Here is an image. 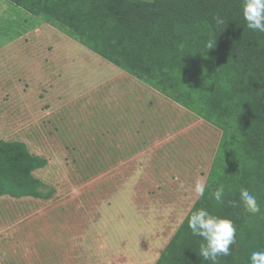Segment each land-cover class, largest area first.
I'll return each mask as SVG.
<instances>
[{"label": "rangeland", "instance_id": "rangeland-1", "mask_svg": "<svg viewBox=\"0 0 264 264\" xmlns=\"http://www.w3.org/2000/svg\"><path fill=\"white\" fill-rule=\"evenodd\" d=\"M22 18L30 21L32 14L0 0V31L18 35L15 21ZM10 21L13 26L7 28ZM70 63L62 62L68 90L54 113L39 111L57 103L56 95L47 101L48 92L33 91L39 99L34 101L30 91L20 98L18 92L11 97L10 91H0V139L24 141L47 159L35 171L43 181L42 197L0 195V264H154L197 202V179L207 184L215 163L226 160L230 169L234 152L227 140L223 143L224 130L201 114L195 98L189 102L185 88L167 92L108 63L100 69L87 62L70 68ZM4 70L1 66L0 73ZM20 103L16 120L8 106ZM129 104L137 111L145 105L149 135L140 144L150 140L145 148L159 152L153 156L148 150L131 166L117 168L113 136L127 132L119 125L131 129L141 122L124 113L125 122L118 123V109L128 110ZM28 107L37 108L32 116ZM104 130L112 133L104 135ZM165 137V150L154 149L155 141ZM149 157L156 160L150 169ZM144 158L145 165L138 163Z\"/></svg>", "mask_w": 264, "mask_h": 264}, {"label": "trees", "instance_id": "trees-1", "mask_svg": "<svg viewBox=\"0 0 264 264\" xmlns=\"http://www.w3.org/2000/svg\"><path fill=\"white\" fill-rule=\"evenodd\" d=\"M11 1L139 79L167 92L185 88L189 102L195 98L201 114L224 130L223 143L234 152L230 169L226 160L215 163L204 197L188 215L204 207L233 221L237 244L217 264H250L253 251H264V33L247 28L242 0ZM217 15L223 25H216ZM183 97L176 98L188 101ZM46 165L24 141L0 139V195L42 197L35 171ZM219 185L223 204L211 199ZM241 188L257 197L260 214L244 211ZM201 239L185 218L154 264H213L199 256Z\"/></svg>", "mask_w": 264, "mask_h": 264}, {"label": "crops", "instance_id": "crops-1", "mask_svg": "<svg viewBox=\"0 0 264 264\" xmlns=\"http://www.w3.org/2000/svg\"><path fill=\"white\" fill-rule=\"evenodd\" d=\"M6 11H8V8H6ZM6 23L7 28L9 26H13L12 21ZM45 23L49 24L50 26L54 25L32 15V19L30 21L25 18L15 21L16 34L18 35L11 37L8 35V30H5L3 32L0 31V67L2 66L5 68V70L0 73V91H10V96L13 92H18L19 98L24 97V94L22 92L30 91V95L34 101H37L39 99H34L36 98V96L33 91L48 92L49 94H45L46 96L48 94V96L46 97L48 99L47 101H50V98L53 95H56V99L58 102L56 103V101H53L54 103L50 106L43 105L44 107L42 106L39 114H51L52 112L54 113L58 109H60L62 107V104L66 101L65 96L67 94L66 90L68 89L66 88L64 83L66 82L64 78V68L62 66V62L64 61V59L68 60L69 63L70 60L75 59V62L70 63V68L73 64L75 67H80L82 65V62H87V66L89 64L95 65L99 67V69L105 67L106 63H108V65H116L113 62L105 59L102 55L94 51L86 44L69 35L62 28L56 25H54V27L56 26L54 29H52V27L50 26H47L46 28L43 25ZM45 29H47V31H45ZM46 37H50V40H44L46 39ZM45 44L47 45V48L43 49L42 47ZM75 51H77L78 53H76ZM93 52L97 53L105 60H101L102 58H99V56H96L95 54H93ZM82 67L83 66H81V68ZM25 69H27L28 71L26 76L24 74ZM35 72L39 73L36 74ZM8 85L12 86L8 87ZM52 91H56V94L51 93ZM44 96H41V98H44ZM142 101L145 102L144 100ZM8 107L10 108V112L15 117L14 119L18 120L19 116L21 115V113H18V110L22 109V104L20 103L18 106L12 104ZM2 108L3 101H1V109ZM29 109L31 110L30 112L32 116V113L37 108L32 107ZM125 109L126 108L118 109L117 113L121 111L120 114L117 115L118 123L125 122L123 119V117L125 116L124 113L127 114V117H129L130 119L132 118L141 120V122H128L129 124L132 123L131 129H128L127 126H125V123L124 126L119 125L118 128L120 130L126 129L127 132L113 136L114 139L116 138L115 149L117 150L118 154L117 158L114 160L115 162L113 165L117 168H120L123 163L131 166V163H133L134 161L136 162L137 158L135 156H145V154H147V151L151 150L145 148L150 140L143 146L144 139H141L144 135H149V133H146L147 130L145 127L147 123L150 124V121H148L145 116V105L143 104L139 111L132 107L131 104H129L128 110ZM6 110L7 108L3 112L5 113L4 117L7 116ZM132 119L131 121H133ZM149 129L150 127H148V132ZM102 133L104 135H110L112 132L104 130ZM123 137L126 138L122 141ZM136 140H138L139 143H137ZM140 141L143 142V144H140ZM166 141V137L159 139V141L156 140L155 143L157 144L155 145L157 146L154 147V149L160 148L164 151L165 146L162 145ZM151 151L152 152L150 153H152L151 155L153 156L157 155L159 152L153 150ZM164 154H166V152ZM138 160V163H142L143 165H145V163L147 162L146 158ZM155 163L156 160H154L153 157H149V165H147V168L150 169L154 167L153 164Z\"/></svg>", "mask_w": 264, "mask_h": 264}, {"label": "clouds", "instance_id": "clouds-1", "mask_svg": "<svg viewBox=\"0 0 264 264\" xmlns=\"http://www.w3.org/2000/svg\"><path fill=\"white\" fill-rule=\"evenodd\" d=\"M241 8L247 28L264 33V0H242ZM213 19L217 26L225 23L219 15L214 16ZM212 47L213 43L209 42L207 48ZM180 187H183V185H180ZM206 189L205 182L197 179L194 190L199 197H204ZM224 192V186L219 185L211 192V199L217 204H223ZM239 202L245 212L251 215L261 213L257 197L248 189H240ZM230 203L237 206L236 201H230ZM186 218L191 233L202 238L199 244V256L203 260H210L213 264H217L218 257H227L232 254V249L237 244V229L230 218L213 214L204 207L192 210ZM249 260L250 264H264V251H253Z\"/></svg>", "mask_w": 264, "mask_h": 264}]
</instances>
